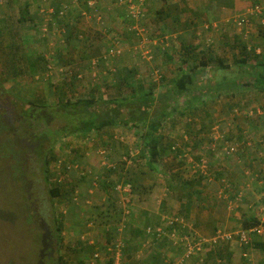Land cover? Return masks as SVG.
<instances>
[{
  "label": "rangeland",
  "instance_id": "obj_1",
  "mask_svg": "<svg viewBox=\"0 0 264 264\" xmlns=\"http://www.w3.org/2000/svg\"><path fill=\"white\" fill-rule=\"evenodd\" d=\"M52 1L61 5L69 2L77 8L75 12L88 9L83 0H0V126L4 124L3 128H6L0 130V264H47L46 257L56 262L57 255L62 256V264H108L111 258L113 264H144L151 255L159 259V264H221L218 260L224 264H264V251L257 246L247 250L249 254L244 256L247 262L240 257L232 262L226 252L231 254L230 249L236 248L230 242L217 248L206 244L185 257L188 245L194 246L192 237H209L217 227L234 230L240 221L230 217L235 210L241 212L249 205L252 214H263L264 219V211L256 212L264 204V91L251 86L240 87V77L228 73L236 70L235 63L230 66L233 55L242 56L240 44L233 43V39L240 38L230 36L232 43L221 46L222 40L229 37L223 35L233 32L245 38L248 47H254V52L248 49L251 62L264 52V20L250 18L245 28L231 22L234 16L245 13L252 2L264 0L171 1L173 13H183L184 19H189H185L189 25L185 33L182 32L185 26L181 28L175 24L177 29L173 32L165 18L158 20L161 15L158 16L155 10L169 4L168 0H144V15L137 24L130 23L125 8L115 4L114 0L104 3L99 10L100 18L91 13L87 18L75 12L70 15V11L62 18H54L38 11L40 5L50 8ZM198 3H201L200 7ZM23 14L26 20L19 21ZM66 18L75 27L71 41H66L67 34L63 31ZM183 35L184 44L206 42L212 54L228 61L229 66H217L214 76L209 67L207 72L201 70L190 92L170 102V107L175 109L162 121L159 133L164 149L153 164L155 172L148 168L146 154L140 153L144 145L140 124L131 127L115 124L91 132L87 139L67 137L57 141L49 154L54 158L48 157L47 182L41 159L34 152L24 149L18 152L15 148L10 155L5 151L12 141V134L14 139L21 141L20 133L14 128L22 107L35 98L54 105L60 83L68 97L98 95L105 99L128 93L123 78L129 75V79H140L145 88L152 82L156 92L164 93L168 80L189 65L179 60ZM13 43L27 51L26 59H15L17 48ZM114 44H118L120 53L105 61L99 60ZM29 50H33L30 56ZM256 50L261 52L256 53ZM164 52L172 58L166 59ZM37 55L43 56L45 61H33L32 65L28 59H37ZM96 58H99L97 62L92 63ZM213 63H216L215 58ZM160 75L166 80L159 79ZM205 76L211 77L210 91H214L218 81L224 89L219 87L218 94H205L204 104L188 106L187 101H193L194 95L201 91L198 85L202 86L208 79ZM234 82L238 85L233 86ZM259 136L262 139L259 140ZM171 144L176 145V149H171L173 152H170ZM230 145L235 147L231 154L226 150ZM177 148L187 152L185 161L175 156ZM253 157H262L258 168L261 172L258 170L254 177L255 170L252 173V168L246 164L247 159ZM70 158L77 159V168L81 172L90 171L96 182L103 180L105 187L91 186L90 177L79 179L80 173L75 170L68 175L73 182L79 183L74 182L76 197L70 196L69 186L61 196L49 197L48 189L64 178L58 173L61 163ZM15 161L21 164L16 171L11 168ZM112 165L117 171H121L119 167L122 166L125 173L135 172V184L138 185L135 192H129L128 183L124 189L122 186L119 189L117 184V192L111 188V182L118 179V172H107ZM243 170L252 174L247 172L250 175L248 179L244 178L247 184L240 188L232 182L231 176L236 172L245 177ZM219 172L221 177L217 175ZM173 174L179 175L180 179H199V182L194 183L192 193L188 195L185 194L187 190L176 189L178 176ZM254 178L263 185L256 193L251 192ZM169 186L173 191L167 190ZM238 189L242 194L235 203L238 198L234 193ZM185 195L192 200L188 208ZM250 195L257 196L256 206ZM107 215L111 216L110 220H106ZM56 216L62 219V230L57 237L54 234ZM218 219L229 221L230 227L222 225ZM174 222L176 225L171 233L163 230L165 225ZM148 223H154L156 230L162 231L163 239L159 240L164 245L156 243L159 240L152 241L149 233L141 231L136 237L137 247H133V253L123 255L125 242L134 239L133 229ZM111 226L118 230L107 243L105 233ZM107 249L110 254L106 253ZM237 253L239 255V251Z\"/></svg>",
  "mask_w": 264,
  "mask_h": 264
},
{
  "label": "trees",
  "instance_id": "obj_2",
  "mask_svg": "<svg viewBox=\"0 0 264 264\" xmlns=\"http://www.w3.org/2000/svg\"><path fill=\"white\" fill-rule=\"evenodd\" d=\"M41 1V0H40ZM257 3H261L260 1L257 2H252V5H255ZM231 4V3H230ZM52 8V17L54 18H59V17H64L65 14H60L61 9L63 8V5L58 4L56 2H53L50 4ZM66 10L70 11V15H73L72 13L75 12L77 8H75L73 5L71 6L69 2H67ZM27 7V5H26ZM42 7V5H40ZM27 11H25L26 13ZM158 12V15L160 16V12ZM76 14H80V10L75 12ZM81 15V14H80ZM260 17H263L264 14H260ZM78 17V15H77ZM82 17V16H81ZM26 17L23 14V17L19 21H25ZM65 23V28H64V33L67 34L66 41H71L72 36L75 34V27L72 25L74 23H69V18L64 19ZM174 23H177L175 19H173ZM188 23V22H187ZM186 27L187 24L185 25ZM178 27V23H177ZM185 27V28H186ZM67 31V32H66ZM13 36V34H11ZM1 36V35H0ZM68 43V42H67ZM238 46L240 44L241 49V54L242 56L240 58L234 57V62L236 65V75L241 78H248V80H245L246 83H241L240 82V87H247L251 86L254 89L258 91H264V60L256 63V65L250 64V60H248L252 55L248 53V49L253 50L254 52V47H248L243 40H235L233 42ZM17 53L15 54L16 57L15 59L19 61L20 59H26V52L22 51L19 45L16 43H13ZM181 46V53H180V63H189L186 69H181V73L174 77L169 79L165 85V91L164 93L156 92L155 87L152 86V82H150V85L147 86L146 88L141 85V82L138 80H132L131 78L129 79V75L125 76L127 78L124 79V84L126 87L129 88V92L126 94H122L117 97H110V98H105L103 99L102 96L98 95H90V96H80V97H68L65 94V91H63V83H60L58 87L60 88L57 91V101L54 105H49L44 99H34L30 100L27 102V106L22 107L21 112H18L17 114V119H16V127L14 128L16 130V133H20L19 137L21 141H17L16 139L13 138L12 134V141L9 143V146L5 150L7 154H12L14 149L17 148V151L20 152L21 150H28L29 152H34L40 159L41 163L43 165V174L45 175V181L47 182L48 175V165H49V160L48 157L51 155V152L53 150L54 144L61 140L65 139L67 137H78V138H83L85 137L86 139L88 138L89 134L91 132H99L102 131L103 128L107 126H113V125H126L130 126L132 124H140L142 127L141 131V139L142 142L144 143L143 147L140 150L141 155H145L144 158L146 160V163L148 165V168H150L151 171L155 172L156 168L153 165L156 160L159 158L161 155L164 145H162L161 141V135L160 131L162 128V121L164 120L165 117L170 116L173 112V109L170 107V102L173 101L175 98L179 97H184L187 95L190 90L191 86L195 83L197 75L201 72V70H204V72H207V68H210V71L212 70L213 76L214 73L217 70V66H220L221 68H227L228 63L225 62L220 56L218 55H213L212 54V49H209L207 46L206 42H203L202 45H194L192 43H187L184 44V40L180 42ZM201 47V48H200ZM199 49L198 51H196ZM20 50V51H19ZM196 51V52H195ZM33 50H29V56L32 55ZM199 53V56H198ZM39 54V53H38ZM166 59H170V55L168 52H164ZM37 55L36 57H38ZM28 58V57H27ZM172 58V57H171ZM215 58L216 63H213ZM45 58L43 56H39L37 59L30 60V63L34 65L33 61H45ZM216 65V66H214ZM44 69L45 65H44ZM207 69V70H206ZM229 73V72H228ZM234 72H232L233 74ZM230 74V73H229ZM231 75V74H230ZM78 76V75H76ZM75 76V77H76ZM131 76V75H130ZM224 76L223 78H225ZM74 78V77H73ZM137 78V77H135ZM166 80V77L164 75H160L159 79ZM208 79L206 82L202 84V86H199V89H201L200 93H197L193 97V101H187L188 106L192 107L195 104H204L205 101L203 100L205 97V94L210 93H219V90H217L219 87L223 88L221 82L218 81L215 84V89L214 91L209 89V79L211 77H207ZM222 78V79H223ZM224 80V79H223ZM234 80V79H233ZM152 81V80H151ZM165 84V82H164ZM234 85H238L237 82H234ZM239 87V88H240ZM202 97H201V96ZM190 100V99H189ZM165 103V104H164ZM119 106V107H118ZM170 109V110H169ZM175 111V110H174ZM180 114L185 113V112H179ZM191 113V110H190ZM206 120V119H205ZM204 120V121H205ZM189 125V123H187ZM4 124L0 126V130H5L6 128H3ZM7 126V125H5ZM200 128L202 126L200 125ZM14 140V141H13ZM23 140L25 142H23ZM28 143V144H27ZM16 145V146H13ZM32 147V148H30ZM170 152H173L172 147H176V145L171 144L170 146ZM176 149V148H174ZM186 151H181L180 148H177V153L176 157L182 159L183 161L186 160L184 158V155H186ZM189 153V152H188ZM50 154V155H49ZM182 156V158H181ZM51 157V156H50ZM52 159L54 156L52 155ZM16 160V159H15ZM159 160V159H158ZM200 160V157L197 162ZM59 161V159H56V162ZM20 162L15 161V165L13 164L11 168L13 170H18ZM78 161L75 158H70L67 159L66 161H63L60 165V173L61 175L64 176L62 181H57L53 186H51L48 189L49 197H59L62 195V192L67 190L66 186H69V194L73 198L76 197V192H77V185L71 180L69 177L68 173L71 171L76 172L75 170L78 171V177L79 179H84L83 176H89L90 177V185L93 186V184L100 185L101 187H105V182L103 180H100L96 182L92 178V173L90 171H80L77 168ZM14 166V167H13ZM121 171H117L116 166L112 165L111 167H108V171L110 174H114L118 172V179L116 182H111V185L113 190L117 192L116 185L124 186L125 184L128 183L129 185V192H135L136 188L138 187L137 184H135L136 179L135 178V172L130 170L125 173L121 167ZM222 173L219 172L217 175H221ZM129 175V176H128ZM173 176H178L176 179V189H180L182 192L183 190H187L185 194L190 195L192 193V189L194 187V183H198L199 179L194 180L193 179H188V177H185L180 179L181 177L179 175L173 174ZM201 177V176H199ZM221 177V176H219ZM190 178V177H189ZM93 179V180H92ZM125 179V180H124ZM220 180V179H219ZM222 180V179H221ZM67 181H70L67 183ZM62 182H64V185H62ZM79 184L78 182H76ZM174 185H172L173 187ZM167 190H172L171 186ZM175 187V186H174ZM151 188V187H149ZM175 189V188H173ZM173 191V190H172ZM198 193L200 191H197ZM68 193V192H67ZM184 193V192H183ZM188 195H185L187 197V201L185 202L186 208L191 206L192 200ZM184 197V195H183ZM111 216L107 215L106 220H110ZM177 220V219H176ZM55 221V236L57 237L58 233L62 230V219L59 216H56L54 218ZM170 221V220H168ZM172 223V221H170ZM260 224H264V221L259 219L257 215H250L248 217H244L241 221V229L248 230L250 228H254ZM143 227L139 229H133V235L134 239L132 237L131 240H127L125 242V247L123 245L122 251L123 255H129L130 253L132 254L134 249L133 247H137V240L136 237L138 234L143 231V234L149 233L152 237V241L156 242L159 239H163V235L159 234V231L156 230L155 224H150L148 223L147 225L142 224ZM174 225L176 223L174 222L172 225H165L163 227V230L168 231L169 233L172 232L174 229ZM145 226V227H144ZM163 226V225H162ZM221 227H217L214 231V233L209 236V237H204V236H196V239L205 238L209 239L212 238L213 236L216 235L218 230ZM116 227L108 229L106 231V240L107 243L111 242L112 236L114 233H117ZM225 232H232L236 230H222ZM168 233V234H169ZM250 239L248 240L247 244H239V246L244 249L248 250L251 249L253 246H257L259 250L264 251V242H256L254 240L255 236H258L255 232H249ZM166 243H168V235L165 236ZM233 239H238V236L234 234ZM109 241V242H108ZM80 244H83L81 240L78 241ZM133 242V243H132ZM229 240L227 241H221L218 240L212 241V240H207L203 241L201 244V250L204 245L208 244L211 248H217L223 244H227ZM238 242V241H237ZM156 243H160V245H164L162 240H159ZM196 243V241H195ZM197 250V251H199ZM92 251V249H91ZM244 251V256H248V251ZM187 252V251H186ZM107 254H110L108 249L106 250ZM152 254V253H151ZM150 254V255H151ZM192 254V253H191ZM191 254H188L185 257H189ZM186 255V254H185ZM226 255H230V252L227 251ZM47 258V264H62V256L57 255V261L54 262V259L51 257H46ZM149 258H152L149 260ZM245 262H247V258H243ZM144 264H159V259L156 258L155 256L153 257L152 255L148 258H146L144 261ZM219 263L224 264L222 260H218ZM108 264H113V258H111L108 261ZM130 264H135L134 262H130ZM244 264V262H243Z\"/></svg>",
  "mask_w": 264,
  "mask_h": 264
},
{
  "label": "built area",
  "instance_id": "obj_3",
  "mask_svg": "<svg viewBox=\"0 0 264 264\" xmlns=\"http://www.w3.org/2000/svg\"><path fill=\"white\" fill-rule=\"evenodd\" d=\"M41 1L46 2V0H41ZM106 1L107 0H87L86 4L88 6V10H80L81 16L84 18H87L90 16V13H91L95 17H98V18L102 17L101 14H99V10L100 11L102 10V7L104 6V3ZM114 2L118 6H123L125 8L126 13H127V17L131 20L130 23L137 24L144 15L142 9L138 5L135 4L134 0H114ZM39 11H40V13H43L44 16L45 15L46 16L49 15L51 17L53 16V15H51L52 8H44L42 6V7H40ZM66 12H67L66 6L63 5V8L61 9L60 14L63 13L66 15ZM260 14H264V2L257 3L255 5H251V7L245 13L236 15L233 18H231V20L235 25L242 27L247 22L248 18H250L251 16H259ZM261 20L263 21L264 17L261 18ZM43 29L46 30L45 28H43ZM119 53H120V50L118 49V44H114L111 47L107 48L103 52L100 59L99 58L93 59L92 63H96L98 59L105 61V60L110 59L112 57H116V55H118ZM172 149H174V147H172ZM226 150L228 151V153L231 154L235 150V147H234V145H230V146H227ZM120 187L121 186L119 185L118 188L121 189ZM125 187H126V185L123 186V189ZM128 190H129V186H128ZM236 197L239 199L240 195L237 194ZM238 199L235 198V201ZM231 203H233V202H231ZM259 211L263 212L264 206H260ZM263 231H264V224H260L256 227L250 228L248 230H244V229L239 228L236 231H234V233L218 230L216 235L213 236L212 238H209V239H205V238H201V237L199 239H196L195 238L196 236H194L191 238V240L196 241V243L194 242V246L188 245L186 256L188 254H191L192 252H194L195 249L199 250L201 248V244L203 241H207V240H212L213 242L214 241L217 242L218 240H221V241L229 240V241H231V240H233L234 234H235L238 236L237 241L239 244H247L248 240L250 239L249 232H255L258 235V234H262ZM159 234L162 235L163 234L162 231H159Z\"/></svg>",
  "mask_w": 264,
  "mask_h": 264
},
{
  "label": "crops",
  "instance_id": "obj_4",
  "mask_svg": "<svg viewBox=\"0 0 264 264\" xmlns=\"http://www.w3.org/2000/svg\"><path fill=\"white\" fill-rule=\"evenodd\" d=\"M38 1H40V0H38ZM87 0H83V2L85 3ZM135 1V4L136 5H138L142 10H143V8H142V4L144 3V0H134ZM171 1H174V0H168V3L169 4H167L166 6L164 5L163 6V8L162 9H157V10H155V12H157V11H161L160 13V15H161V17L160 18H158V20H163V18H165V20H167V22H166V24H168L171 28H172V30H173V32H175L176 31V29H177V27L176 26H174L175 24H177L178 23V26H180L181 28L182 27H184L186 24H187V21L185 20L186 18L188 19V17H185V19H184V14L182 13V15L180 14V15H178V14H174L173 13V11H172V9L170 8V3H172ZM195 1H200V0H195ZM146 2V1H145ZM176 2V1H175ZM184 2V1H183ZM115 3V2H114ZM86 4V3H85ZM199 7L201 6V3H198L197 4ZM103 8V7H102ZM39 9H40V7H39ZM179 9L180 10H182L181 9V7H179ZM88 10V9H87ZM39 11V10H38ZM184 10H182V12H183ZM40 12V11H39ZM143 13H144V11H143ZM39 14V13H38ZM157 14H158V12H157ZM40 15V14H39ZM159 16V15H158ZM126 17H127V13H126ZM173 19H175L176 21H177V23H174L173 22ZM189 20V19H188ZM191 21V20H190ZM159 23H161V21L159 22ZM188 26V25H187ZM180 27L178 28L179 30H180ZM186 27V26H185ZM189 27V26H188ZM188 27H186V28H184V30L182 31L183 33H185V32H187L189 29H188ZM181 31H180V33H181ZM223 36H229L228 38H226V39H224V40H222V43H221V46H222V48L223 47H227L228 45H227V42H228V44H231L232 42H230L229 40H231L232 41V39L233 38H240V40H243L244 42H246V39L245 38H243L241 35H234L233 34V32H229V33H227V34H225V35H223ZM222 36V37H223ZM232 37V39H231V37ZM182 39L185 41V37H184V35H183V37H182ZM233 41L235 42V40L233 39ZM193 44V43H192ZM201 48V47H200ZM235 50H239V49H235ZM260 50V49H259ZM216 51H218V50H216ZM238 52V51H237ZM256 53H260L259 51H255ZM226 53H228V52H226ZM234 57H237V55H233V58ZM258 58H256V59H254V61H252V62H250V64H252V65H256V63H258V62H260V61H262V60H264V52L263 53H261V55H258L257 56ZM228 62V61H227ZM235 62H234V60L232 61V63L230 64V66L232 65V64H234ZM234 69H236V65H235V67H234ZM233 69V70H234ZM232 72H234L233 74H236L235 72H236V70H234V71H232ZM232 72H229L231 75H233L232 74ZM205 77H207V76H205ZM209 77V76H208ZM245 80H248V78H241L240 79V82H244ZM246 82V81H245ZM256 90V89H255ZM263 92V91H262ZM260 139H262V138H260V136H259V140ZM263 139H264V134H263ZM261 160H262V157H253V159L252 158H248L247 159V161H246V164H248V166H250L252 169H250V171L253 173L254 171L253 170H255V174H253V177L254 176H256L257 175V171L260 169V165H261ZM258 165H259V167H258ZM263 165V164H262ZM231 167V166H230ZM232 168V167H231ZM259 168V169H258ZM244 171V170H243ZM250 171H248V170H245L244 171V173H246V175H245V177H243V173H236V172H233L232 173V176H231V179H232V182H234L235 183V185H240L241 187L240 188H243L244 187V184H247V182H245V180H244V178L246 179H248L249 177H250V175H248L247 174V172H249L250 174H252ZM260 171V170H259ZM261 172V171H260ZM243 180V181H242ZM256 181V179L254 178V180L253 181H251V183L253 182V189L251 190V192H254V193H256L258 190H262L263 188V185H260L261 184V182H255ZM243 182V183H242ZM231 190V188H229V191ZM254 190V191H253ZM262 191H260V193H261ZM236 193H238V195H241L242 193L240 192V190L238 189V190H236V192L234 193V196H236ZM263 194V193H262ZM247 197H249V196H247ZM256 197L257 196H252V195H250V198L251 199H253V202H255V199H256ZM239 200V199H238ZM235 203H238L239 201H234ZM254 204H256V202L255 203H253V205ZM254 206H256V205H254ZM260 206H264V204L263 205H260ZM240 208V207H239ZM258 208V207H257ZM229 209V208H228ZM240 210H241V208H240ZM246 211H249V214L246 212ZM256 212H259V210H257ZM235 215H236V217H235ZM247 215V216H246ZM250 215H252V212H251V210H249V205H247L246 207H244L243 209H242V211L241 212H238V210H235V212L233 213V215H230V217L231 218H236V219H240V221H239V224L238 225H236V227H235V229L234 230H237V229H239V228H241V221H242V219L244 218V216L245 217H248V216H250ZM255 215V214H254ZM263 215V214H262ZM261 214H260V216L259 215H257V217L259 218V219H261V220H264V219H262V216ZM218 220H220V222H221V224L222 225H225V226H228V227H230V225H231V223L228 221V222H225L224 221V219H218ZM217 221V220H216ZM220 222H218V223H220ZM215 225V224H214ZM222 228V227H221ZM220 228V229H221ZM254 240L256 241V242H264V231H263V233L262 234H258V236H255L254 237ZM231 244L233 243L234 244V246H235V248L236 249H234V247L232 248V249H230V251H231V254L230 255H228L227 257L228 258H230L231 257V261L233 262V259L234 260H237L236 258L237 257H240V259H243L244 258V249H242L241 247H239L238 245V242H237V240L236 239H234V240H231V241H229ZM228 242V244H230ZM237 251H239V255H237L238 253H237ZM240 264V263H239Z\"/></svg>",
  "mask_w": 264,
  "mask_h": 264
},
{
  "label": "flooded vegetation",
  "instance_id": "obj_5",
  "mask_svg": "<svg viewBox=\"0 0 264 264\" xmlns=\"http://www.w3.org/2000/svg\"><path fill=\"white\" fill-rule=\"evenodd\" d=\"M250 18H252V17H250ZM250 18H248V20L250 19ZM248 20H247V22H248ZM247 22L243 25V28H245L246 26H247ZM233 23V22H232ZM234 24V23H233Z\"/></svg>",
  "mask_w": 264,
  "mask_h": 264
},
{
  "label": "clouds",
  "instance_id": "obj_6",
  "mask_svg": "<svg viewBox=\"0 0 264 264\" xmlns=\"http://www.w3.org/2000/svg\"><path fill=\"white\" fill-rule=\"evenodd\" d=\"M251 17H252V18H255V17H260V16H251ZM261 18H263V17H260V19H261ZM231 22H232V20H231Z\"/></svg>",
  "mask_w": 264,
  "mask_h": 264
}]
</instances>
